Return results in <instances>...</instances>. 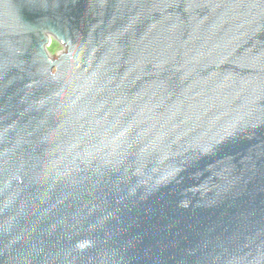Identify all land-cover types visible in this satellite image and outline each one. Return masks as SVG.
<instances>
[{"label": "water", "instance_id": "obj_1", "mask_svg": "<svg viewBox=\"0 0 264 264\" xmlns=\"http://www.w3.org/2000/svg\"><path fill=\"white\" fill-rule=\"evenodd\" d=\"M0 264H264V0H0Z\"/></svg>", "mask_w": 264, "mask_h": 264}, {"label": "rangeland", "instance_id": "obj_2", "mask_svg": "<svg viewBox=\"0 0 264 264\" xmlns=\"http://www.w3.org/2000/svg\"><path fill=\"white\" fill-rule=\"evenodd\" d=\"M48 50L52 55H55L59 51L63 50V47L60 46L57 42L52 41L51 45L48 47Z\"/></svg>", "mask_w": 264, "mask_h": 264}]
</instances>
